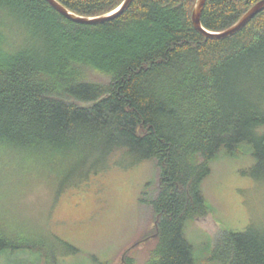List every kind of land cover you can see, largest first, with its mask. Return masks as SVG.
<instances>
[{
	"label": "trees",
	"instance_id": "obj_1",
	"mask_svg": "<svg viewBox=\"0 0 264 264\" xmlns=\"http://www.w3.org/2000/svg\"><path fill=\"white\" fill-rule=\"evenodd\" d=\"M57 1L96 17L124 0ZM259 1L208 0L202 24L224 31ZM196 2L134 0L87 26L46 0H0V190L9 169L31 189L40 170L63 179L117 157L155 161L159 186L142 202L156 244L144 264H264V231L253 226L223 233L203 257L185 238L186 224L212 210L201 186L219 158L248 150L264 180V11L210 40L193 26ZM18 250L53 260L46 237L0 216V251Z\"/></svg>",
	"mask_w": 264,
	"mask_h": 264
},
{
	"label": "rangeland",
	"instance_id": "obj_2",
	"mask_svg": "<svg viewBox=\"0 0 264 264\" xmlns=\"http://www.w3.org/2000/svg\"><path fill=\"white\" fill-rule=\"evenodd\" d=\"M245 153L219 158L202 183L212 210L188 222L184 233L199 257L225 232H244L250 226L264 231V180L252 167L248 150ZM7 172L8 181L0 190V216L24 233L46 237L54 253L50 264H124L126 250L147 235L149 239L126 258L131 264H144L154 249V215L142 198L158 189L155 161L134 163L117 157L99 167H80L63 179L57 171L40 170L42 182L31 189L23 183L25 174L18 178L14 170ZM0 264L43 263L40 254L18 250L0 251Z\"/></svg>",
	"mask_w": 264,
	"mask_h": 264
},
{
	"label": "water",
	"instance_id": "obj_3",
	"mask_svg": "<svg viewBox=\"0 0 264 264\" xmlns=\"http://www.w3.org/2000/svg\"><path fill=\"white\" fill-rule=\"evenodd\" d=\"M46 1L55 11H57L67 20L80 25H87V26L105 24L121 17L134 2V0H124L119 7H117L115 10L109 13L96 17H87V16H80L71 12L63 5H61L57 0H46ZM207 1L208 0H197L192 13V23L195 30L198 33H200L206 39H210V40H224L235 36L240 31H242L246 26H248L258 14L264 11V0H261L257 4H255L251 9H249L248 12H246L245 15L230 28L221 32H211L205 29L202 24V15L205 6L207 4Z\"/></svg>",
	"mask_w": 264,
	"mask_h": 264
}]
</instances>
